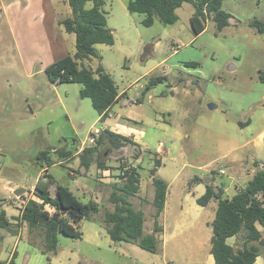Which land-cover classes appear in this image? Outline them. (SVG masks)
<instances>
[{
	"label": "rangeland",
	"instance_id": "rangeland-1",
	"mask_svg": "<svg viewBox=\"0 0 264 264\" xmlns=\"http://www.w3.org/2000/svg\"><path fill=\"white\" fill-rule=\"evenodd\" d=\"M30 1L0 0V174L12 177L20 174L28 192L40 171L38 152H50L52 161L57 163L53 149H72L74 140L80 146L87 140L90 129L100 127L90 101L79 98V85L57 84L56 88L44 71H36L38 63L30 68L43 55L38 49L43 42L30 27L31 22H40L39 16L32 21L37 8L33 6L31 13L25 10ZM43 1L52 3L51 8L57 12L62 10L64 0ZM125 4L126 0L104 1L102 10L114 43L94 46L118 89H129L133 98L136 93L141 95L152 78L165 77L166 81L153 89L169 93L175 88L177 112L189 111L188 122L200 126V139L205 141L210 139H206L203 127L217 128L222 119L235 123L249 121V127L242 132L245 136L264 132V82L258 78L260 72L264 73V35L248 26V20L264 22V0H222V9L232 16L234 24L219 32L207 20L198 36L192 34L189 26L194 12L191 4H183L176 11L178 20L174 25L165 27L156 21L148 28L140 24L144 16L130 14ZM65 45L74 47V41L67 39ZM144 53L150 54L143 57ZM102 59L92 58L89 66L94 69L102 65ZM186 63L198 66L188 68L184 66ZM63 89H74L73 93L67 92L64 106L57 98V92L62 98ZM195 97L200 107L192 109L189 104ZM209 104L217 108L209 110ZM104 150V156L114 157L108 161L117 162V169L133 163L135 154L128 150L106 146ZM51 172L60 183L68 184L71 180L66 167L56 164ZM91 172L94 174V166ZM7 239L0 242V264H6L12 254L15 239ZM22 245L23 241L17 242L20 254L14 264H127L106 245L99 251L87 239L73 240L62 234L58 237V251L50 256V262L33 254L28 247V252H23ZM122 251L126 255V250ZM138 251L143 257L130 264L160 263L159 256Z\"/></svg>",
	"mask_w": 264,
	"mask_h": 264
},
{
	"label": "crops",
	"instance_id": "crops-1",
	"mask_svg": "<svg viewBox=\"0 0 264 264\" xmlns=\"http://www.w3.org/2000/svg\"><path fill=\"white\" fill-rule=\"evenodd\" d=\"M51 5L52 3L48 4L43 0H32L30 6L25 9L31 13L33 6L37 8L36 12L34 10L32 21L36 19V16H39L40 22H31L30 27L34 28V35L39 34L43 42L38 47L43 55L38 56L30 68L34 63H38L37 71H44V73L48 66L65 56L73 55L75 50L74 47L65 45L67 39L74 41L75 44V36L66 33L58 25L60 20L71 14L67 0L63 1L60 12H57L55 8L52 9ZM156 21L154 20L153 25ZM10 22V19L7 18L9 25ZM249 22L250 20H248ZM232 24L234 23L230 20L229 26L223 30L228 29ZM10 28L12 29L11 25ZM70 35L74 36V39H71ZM16 46L18 48L17 43ZM155 46H158V43ZM73 48L74 50H72ZM99 57L102 59L100 55ZM90 62L91 60L85 61V66L91 68ZM102 65L109 74L108 66L103 59ZM165 81L166 78L163 82ZM54 84L52 83V86L56 88L59 85ZM184 85L186 86L185 83ZM69 90L74 92V89H63L61 91L62 98L56 91L57 98L63 106ZM117 91L116 102L104 120L98 115V123L102 131H109L131 141V144L121 149L135 154L131 167L138 174L139 189L128 201L135 211L143 213L144 235L152 233L154 224L152 180L158 178L167 185L164 208L157 218L158 226L162 230L158 237L160 251L153 254L159 256L160 263L155 261L152 264H215L210 252L212 233L209 224L215 218L217 204L215 201H211L206 206H200L197 204V199L204 195L207 186H211L215 192L220 190L223 199H231L244 188L257 170L264 165V132H260L256 136H245L242 132L247 126L249 127V121L235 123L228 119H222L217 128L203 127L206 139H210L205 141L200 139V126L195 122H188L189 111L177 112L174 99L177 94L175 88H171L169 93L156 92L151 88L143 95L138 96L136 93L133 98L130 96L129 89L120 90L117 87ZM193 99L189 106L191 105L192 109L199 108L197 97ZM236 126L239 127L238 131H236ZM72 143L75 146L65 150L69 153L66 158H58L57 163H53L48 168L41 169L40 167L31 189H34L35 183L42 178L43 174L51 175L56 183L68 187L81 201L85 203L93 201L99 205V213L92 220H81L78 223L77 229L81 233L80 240L91 241L92 246L99 251L103 245L108 246L121 261L123 260L127 264L136 258L143 257L142 253L138 251L140 248L134 244L112 242L101 223L102 214L105 211L112 212L114 210L113 204L109 202L110 194L114 187L123 184L119 175L120 168H116L117 162L113 164V161H108L114 157L104 156L101 161L104 163L105 169L102 170L96 167L98 159L96 154H92L89 157L91 162L88 169L83 170L80 168L81 158L79 156L82 152V144L76 146L77 141L75 140ZM106 148L109 149V146L106 145ZM155 161H159L160 164L152 176L150 171L155 167ZM255 163L259 166L257 167ZM56 164L69 170L68 177L71 180L68 181V184L58 182L51 172ZM70 164L72 167L69 166ZM93 166L95 167L94 174L91 172ZM220 171H224V174H221ZM23 181V176L18 173L16 177L0 174V199L6 201L2 209L13 225L16 223L14 219L19 216L21 210L19 201L13 192L16 188L24 186ZM256 228L264 241V228L258 225ZM6 238H8L7 240L15 239L12 254L16 259L20 254L19 246H16L18 241H23V252H28L26 249L28 247L33 254L45 257L40 252V236L35 233L29 234L26 225H22L14 236L3 232L2 241ZM243 242V233L227 239V244L233 248L234 252L241 249ZM122 250H126V255ZM255 264H264V247L261 248Z\"/></svg>",
	"mask_w": 264,
	"mask_h": 264
},
{
	"label": "trees",
	"instance_id": "trees-1",
	"mask_svg": "<svg viewBox=\"0 0 264 264\" xmlns=\"http://www.w3.org/2000/svg\"><path fill=\"white\" fill-rule=\"evenodd\" d=\"M104 1L67 0L71 14L60 20L58 25L66 33L75 36V50L73 55L65 56L45 69L48 80L53 84L59 81L58 84L79 85V98L89 99L92 108L103 120L118 98L117 87L111 75L101 64L92 70L86 67L84 62L92 58L100 59L95 45L112 46L114 43L113 35L106 26V15L102 10ZM89 3L92 5L88 8ZM183 4H191L194 9L189 19V26L194 36L203 32L205 23L209 19L219 32L229 26L230 20L233 19L222 9V0H126V9L130 14L144 16L140 22L143 27H151L154 20L163 26H171L177 22L176 11ZM248 26L256 33L264 35L263 21L254 19L248 23ZM147 55L148 53H144L142 56ZM184 66L196 68L198 64L186 63ZM258 78L260 82H264V73L260 72ZM164 80V77L149 80L141 94L143 95ZM128 144H131L129 139L105 130L94 147L83 149L80 153V168L87 170L91 162L89 157L92 154H98L96 167L103 170L105 165L101 160L104 158V146L108 145L112 150H119ZM65 150L55 149L53 154L63 159L69 155ZM36 161L41 169L48 168L54 163L48 151L38 152ZM159 164V161H155V167L150 171L152 176ZM255 165L259 166L257 163ZM120 178L123 184L114 187L109 197L114 210L105 211L102 214L101 223L112 242L130 243L151 254L159 253L158 237L162 230L158 226L157 218L164 208L166 183L158 178L152 180L154 224L152 233L144 235L143 213L135 211L128 201L138 192V174L131 168ZM53 187L56 197L51 194ZM33 195L49 204L54 213H47L41 205L28 199L22 206L19 216L14 219L16 223L13 225L2 209L6 201L0 199V231L14 236L22 225H26L29 234L35 233L40 236V252L46 257V261L50 262V256L57 252L58 234L73 240L81 239V233L77 229L78 223L81 220H92L99 213V205L93 201L86 203L81 201L68 187L56 183L49 174H43L42 178L35 183ZM211 201L217 204L215 218L209 224L212 233L210 252L215 264H255L261 248L264 247V241L256 228L257 225L264 228V165L231 199H223L220 190L215 192L211 186H207L204 195L197 199V204L206 206ZM240 233L244 234V242L241 249L234 252L233 248L227 244V239ZM2 236L0 235V242ZM14 258L15 255L12 254L6 264H14Z\"/></svg>",
	"mask_w": 264,
	"mask_h": 264
},
{
	"label": "built area",
	"instance_id": "built-area-1",
	"mask_svg": "<svg viewBox=\"0 0 264 264\" xmlns=\"http://www.w3.org/2000/svg\"><path fill=\"white\" fill-rule=\"evenodd\" d=\"M102 132L103 131L100 128H96V127L92 128L89 132L87 140L81 146V151H83V149H85V148L94 147ZM131 168H132L131 165L123 164V166L119 170V175L122 176L125 171H127ZM220 173L224 174V171H220ZM101 174L103 175L104 172ZM33 190L34 189H31V191L27 192L22 197H17V200L19 201L20 207L22 208V206L25 204V202L28 199H31V200L35 201L38 205H41L43 207V210L46 211L47 213H49V214L54 213L53 208H51V206L49 204L43 202L39 198L34 197Z\"/></svg>",
	"mask_w": 264,
	"mask_h": 264
},
{
	"label": "water",
	"instance_id": "water-1",
	"mask_svg": "<svg viewBox=\"0 0 264 264\" xmlns=\"http://www.w3.org/2000/svg\"><path fill=\"white\" fill-rule=\"evenodd\" d=\"M38 70V69H37ZM36 70V71H37ZM59 83V81H57L55 84H58ZM262 107H264V104L262 105ZM217 108V106L216 105H214V104H209L208 105V109L209 110H213V109H216ZM27 193V186L26 185H24L23 187H18V188H16L15 190H14V192H13V195L15 196V197H20V196H22V195H24V194H26ZM51 194H52V196L53 197H56V193H55V191H54V187L51 189Z\"/></svg>",
	"mask_w": 264,
	"mask_h": 264
}]
</instances>
